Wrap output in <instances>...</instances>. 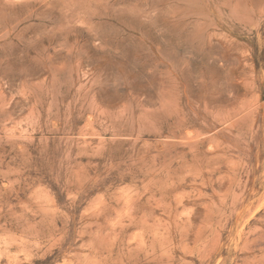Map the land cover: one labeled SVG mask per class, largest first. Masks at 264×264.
Listing matches in <instances>:
<instances>
[{
    "label": "rangeland",
    "instance_id": "obj_1",
    "mask_svg": "<svg viewBox=\"0 0 264 264\" xmlns=\"http://www.w3.org/2000/svg\"><path fill=\"white\" fill-rule=\"evenodd\" d=\"M0 264H264V0H0Z\"/></svg>",
    "mask_w": 264,
    "mask_h": 264
}]
</instances>
